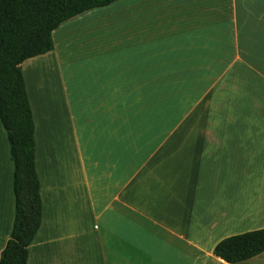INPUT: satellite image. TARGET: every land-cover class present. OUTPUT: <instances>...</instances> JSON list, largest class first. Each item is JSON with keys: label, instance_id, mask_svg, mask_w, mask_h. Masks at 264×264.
<instances>
[{"label": "crops", "instance_id": "1", "mask_svg": "<svg viewBox=\"0 0 264 264\" xmlns=\"http://www.w3.org/2000/svg\"><path fill=\"white\" fill-rule=\"evenodd\" d=\"M52 41L21 64L42 203L26 264H229L214 247L264 229V0H120ZM12 181L0 122V253Z\"/></svg>", "mask_w": 264, "mask_h": 264}, {"label": "trees", "instance_id": "2", "mask_svg": "<svg viewBox=\"0 0 264 264\" xmlns=\"http://www.w3.org/2000/svg\"><path fill=\"white\" fill-rule=\"evenodd\" d=\"M120 0H0V122L13 164L14 220L0 264H26L41 224L35 168L34 121L21 72L28 59L53 50L52 32L64 22ZM264 252V229L221 240L213 254L235 264Z\"/></svg>", "mask_w": 264, "mask_h": 264}, {"label": "rangeland", "instance_id": "3", "mask_svg": "<svg viewBox=\"0 0 264 264\" xmlns=\"http://www.w3.org/2000/svg\"><path fill=\"white\" fill-rule=\"evenodd\" d=\"M131 3V1H124V2H122V3H118V5H115L114 7H113V9H111V11H113L115 8H117L118 6H124V7H130V4ZM111 11H109V12H111ZM99 12V11H98ZM114 12V11H113ZM111 30H114V28L113 27H109V29H108V31H111ZM95 35H97V34H95ZM109 35H111V34H109ZM86 37H88L87 38V41H91L90 43H93V39H95L94 38V36H93V34L91 33V34H89V36H86ZM95 43V42H94Z\"/></svg>", "mask_w": 264, "mask_h": 264}]
</instances>
